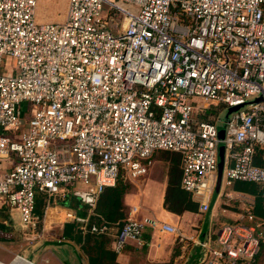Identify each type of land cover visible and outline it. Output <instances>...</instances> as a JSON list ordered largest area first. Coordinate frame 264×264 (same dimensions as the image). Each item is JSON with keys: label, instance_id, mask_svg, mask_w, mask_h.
<instances>
[{"label": "built area", "instance_id": "built-area-1", "mask_svg": "<svg viewBox=\"0 0 264 264\" xmlns=\"http://www.w3.org/2000/svg\"><path fill=\"white\" fill-rule=\"evenodd\" d=\"M37 1L0 0V207L34 228L47 215L35 212L38 192L74 197L87 214L67 207L65 221L106 234L89 226L105 187L144 176L165 150L180 155V186L206 212L222 143L221 183L257 184L262 214L251 202L212 222L199 262L264 264V0H67L58 22H38ZM7 56L18 72L5 71ZM204 102L222 109L198 119ZM236 105L219 137L220 113ZM146 225L156 221L122 220L114 250L141 243Z\"/></svg>", "mask_w": 264, "mask_h": 264}, {"label": "crops", "instance_id": "crops-1", "mask_svg": "<svg viewBox=\"0 0 264 264\" xmlns=\"http://www.w3.org/2000/svg\"><path fill=\"white\" fill-rule=\"evenodd\" d=\"M61 4L62 14L57 16L58 21H62L65 17V0ZM38 17L40 20H54V15L50 12ZM154 163L155 155L153 165ZM7 167V162H0V173ZM177 167L178 176L175 178L179 185L180 163ZM151 168L147 174L138 179L131 181L124 179L129 184V188L121 197L120 211L123 213V218L113 223L115 225H111V229L105 235L102 234L104 242L99 264H200L198 241L204 239L212 222H229L238 218L251 202L255 204L256 215L260 216L262 213V208L260 210L259 207L260 196L256 197V194L249 191V188L256 184H244L240 181L230 185L220 183L218 190H214L208 199L209 209L206 212H201L199 208L196 211L172 210L171 197L169 198V168L166 172ZM258 191H260L259 187ZM52 200L46 195L36 198L35 212L39 215L46 213L47 215L34 228L24 227L17 211L9 207H0V264H91L89 254L81 247L86 232L81 231L78 224L65 221L63 216L67 207L74 209L78 215L85 216L86 207L77 204L74 208L70 207L60 203L63 199L58 197ZM79 209H85L84 214H79ZM51 211H57L59 218H49ZM127 217L152 218L156 221V225L145 226L141 243L129 239L124 247L116 252L113 242L114 235L119 229L117 224ZM66 223H74L75 229L80 231L82 234L80 243L63 235ZM163 223L173 226L181 235L162 230L160 225Z\"/></svg>", "mask_w": 264, "mask_h": 264}, {"label": "trees", "instance_id": "trees-1", "mask_svg": "<svg viewBox=\"0 0 264 264\" xmlns=\"http://www.w3.org/2000/svg\"><path fill=\"white\" fill-rule=\"evenodd\" d=\"M165 151V150H163ZM165 153L173 154L171 158V166L169 168V198L171 197L172 205L170 208L175 211H182L184 209L196 211L198 208V202L194 201L191 197V194L181 188L180 184L178 185L175 176H178V165L180 163V155L176 152L165 151ZM244 184H252L253 182L240 181ZM257 185V184H256ZM254 185L252 188H249V191L256 194V197L260 196V191L258 187ZM129 188V184L122 178H119L114 186L105 187L101 193L96 207V215H91L89 219V226L92 224L98 225H107L108 230L111 229V225H115L118 219L123 218V213L120 211L121 208V197L125 191ZM168 199V194H167ZM261 199V197H260ZM62 204L69 205L70 207H76L75 204H78V201L74 197H68L61 200ZM174 203V204H173ZM85 207V206H84ZM261 210V202H260ZM259 210V213L261 211ZM84 210L79 209V214H84ZM262 214V213H261ZM76 223V222H74ZM74 223H66L64 225L63 235L69 238H72L75 242L80 243L82 240V234L80 231L75 229ZM122 221H118L117 228H120ZM105 235V234H104ZM102 234L98 235L94 232H86L84 235V242L81 244L82 249L89 254V259L91 264H99L100 251L103 244Z\"/></svg>", "mask_w": 264, "mask_h": 264}, {"label": "rangeland", "instance_id": "rangeland-1", "mask_svg": "<svg viewBox=\"0 0 264 264\" xmlns=\"http://www.w3.org/2000/svg\"><path fill=\"white\" fill-rule=\"evenodd\" d=\"M61 2H64V0H38L37 1V6H36V18H37V21L38 22H58L57 19V16L58 15H61L62 12H61V9H62V4ZM66 2V11H65V15H66V12H67V7H68V4H67V0H65ZM110 9V6L106 3H104L102 5V9L100 11L101 13V16L103 15L107 20L110 21V18L112 15H109L108 14V11ZM50 13H53L54 15V20H40L39 19V15L41 16H45L47 14ZM111 14V13H110ZM119 16H115L114 19H118ZM111 24V22H110ZM112 29H114V27L112 26ZM3 67L5 69V71H9V69L11 67L14 68V71L15 72H18V67H17V64H16V59L14 57H10V56H7L4 61H3ZM202 102V101H200ZM203 104H205L207 107V111L205 114H202V116H199V113L196 115L198 119H213L214 117H216L220 110L222 109L221 108V104L220 105H217V104H210V103H206L204 102ZM225 113V111L221 112V116ZM207 114V116H206ZM224 119V115H223V118H221V120L218 122V131H219V137L223 136V133H224V126H223V121ZM221 144L220 143V149H221ZM223 146V145H222ZM173 154H170V153H165V151H159L157 153H155V163L154 165L152 166L151 169L155 168L157 170H159L160 172H166L168 171V168L170 166V161H171V158H172ZM5 160L8 159V156L4 157ZM225 183V182H223ZM226 185H230V184H227L225 183ZM44 194L43 193H37V198H42ZM12 210V209H11ZM216 225L220 224L221 222H215Z\"/></svg>", "mask_w": 264, "mask_h": 264}, {"label": "water", "instance_id": "water-1", "mask_svg": "<svg viewBox=\"0 0 264 264\" xmlns=\"http://www.w3.org/2000/svg\"><path fill=\"white\" fill-rule=\"evenodd\" d=\"M238 107H239V105L232 106V107L228 108L227 111L224 114V117H227L232 111L236 110ZM223 162H224V146H222L221 149H219V160H218V169H217V182H216L215 190H218V188L220 186V183H221V174H222V169H223Z\"/></svg>", "mask_w": 264, "mask_h": 264}]
</instances>
